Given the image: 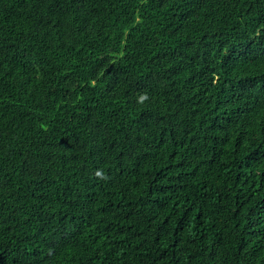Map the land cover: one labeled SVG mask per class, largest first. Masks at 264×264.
<instances>
[{
    "label": "trees",
    "instance_id": "obj_1",
    "mask_svg": "<svg viewBox=\"0 0 264 264\" xmlns=\"http://www.w3.org/2000/svg\"><path fill=\"white\" fill-rule=\"evenodd\" d=\"M0 264H264V0H0Z\"/></svg>",
    "mask_w": 264,
    "mask_h": 264
}]
</instances>
